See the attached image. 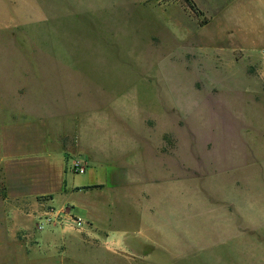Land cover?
I'll return each instance as SVG.
<instances>
[{"label":"rangeland","instance_id":"1","mask_svg":"<svg viewBox=\"0 0 264 264\" xmlns=\"http://www.w3.org/2000/svg\"><path fill=\"white\" fill-rule=\"evenodd\" d=\"M30 1L0 0V264H264V0ZM18 120L79 124L102 165L34 193Z\"/></svg>","mask_w":264,"mask_h":264},{"label":"crops","instance_id":"2","mask_svg":"<svg viewBox=\"0 0 264 264\" xmlns=\"http://www.w3.org/2000/svg\"><path fill=\"white\" fill-rule=\"evenodd\" d=\"M35 1H36V6L37 3L40 4L41 7L46 8L45 12L49 13L48 8H51L49 0H35ZM77 3L78 2H76L75 0H62V4H65V6L69 8L70 7L73 8L78 14L81 15H85V13H87L90 9L93 10L94 7L93 0H84V2L80 1L78 5ZM28 4L31 5L30 0ZM58 4L60 5V1L56 0L55 5L57 8H58L57 6ZM210 6H216L218 9L217 13L215 12L212 13L220 16H222L221 14H225L229 8L222 2L216 3L213 0H208V8ZM56 9L53 8L52 12H54ZM209 13L210 11H208V14ZM47 42L48 40L45 41L46 48L48 46ZM61 59L67 62H72V60H69V58L62 57ZM30 121L18 120L17 122H15L17 128H15L14 130L15 132L13 133V138H15L14 143L19 145L18 148L20 149L19 151L21 158L20 159L17 158L18 160H23L29 163L33 159L39 158L44 162L43 163L44 165L42 167H39L40 172L31 174L32 178H30L29 175L26 176L22 170L18 171L23 177V182L27 184L29 189H31L32 191L34 190V193H45L51 191L53 184L52 183L53 176L51 175V171L54 170L53 168L60 169L64 167L66 165L65 158L66 155L68 154L81 155L84 158V160H86L87 163L89 164V169L92 168L93 163L96 166V170L98 166L102 165L100 162L97 163L96 161L97 159L96 142H94L93 139L91 140L89 138L86 139L82 138V132L79 127V124H75L74 122L75 125H71L72 128L70 129V131H68L67 129L65 130L60 125L55 126V125L47 124L45 122L40 124H35L34 122H30ZM153 122L154 121H150L149 124L150 126L149 125L146 126L153 128L152 125ZM162 138L164 137L162 136ZM107 141L109 145L108 148H113L114 144L111 138H107ZM118 154L119 153L111 151L112 156H116ZM160 155L161 156L164 155L163 147L160 152L157 151V156ZM14 160H16V158L12 156L10 158V161L12 162ZM54 161H57V164L55 166H54ZM13 170H15V168ZM12 179L14 182L17 178L14 175ZM116 184L115 186H109L101 181L93 180L90 182L83 183L82 187L103 185L102 188L84 190V192L91 193L92 190H96V189L104 190V187L112 188L110 190H115L117 188ZM92 201H96V200L93 199ZM89 219H93V218L89 217Z\"/></svg>","mask_w":264,"mask_h":264},{"label":"trees","instance_id":"3","mask_svg":"<svg viewBox=\"0 0 264 264\" xmlns=\"http://www.w3.org/2000/svg\"><path fill=\"white\" fill-rule=\"evenodd\" d=\"M185 2V4L187 5V7H189L195 14H197L198 16H202V12L197 8L196 3L194 2V0H183ZM208 20H203L200 24L201 26H204L206 24H208ZM103 185H95V186H88V187H82V188H78V190H89V189H95V188H102ZM72 219L73 216H71Z\"/></svg>","mask_w":264,"mask_h":264},{"label":"built area","instance_id":"4","mask_svg":"<svg viewBox=\"0 0 264 264\" xmlns=\"http://www.w3.org/2000/svg\"><path fill=\"white\" fill-rule=\"evenodd\" d=\"M73 169L77 174H85L89 169V164L84 159H77L73 162Z\"/></svg>","mask_w":264,"mask_h":264}]
</instances>
